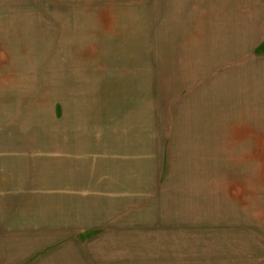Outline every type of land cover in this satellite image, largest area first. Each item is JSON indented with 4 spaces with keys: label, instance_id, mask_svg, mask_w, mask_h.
<instances>
[{
    "label": "crops",
    "instance_id": "crops-1",
    "mask_svg": "<svg viewBox=\"0 0 264 264\" xmlns=\"http://www.w3.org/2000/svg\"><path fill=\"white\" fill-rule=\"evenodd\" d=\"M148 12L143 107L86 94L76 105L98 121L0 139V264H176L183 242L190 264H264V0H146ZM218 212L231 229L195 233ZM184 225L187 238L159 229Z\"/></svg>",
    "mask_w": 264,
    "mask_h": 264
},
{
    "label": "rangeland",
    "instance_id": "rangeland-1",
    "mask_svg": "<svg viewBox=\"0 0 264 264\" xmlns=\"http://www.w3.org/2000/svg\"><path fill=\"white\" fill-rule=\"evenodd\" d=\"M149 16L146 0H0V139L35 137L41 132L36 129L45 130L53 118L65 123L84 122L83 116L98 121V112L86 109L84 114L76 105L87 101L86 94L90 101H98V94L122 95L126 99L120 108L129 109L132 102L137 110L143 107L150 86L145 44L157 41L155 21ZM117 75L119 82L110 83ZM56 104L63 114H55ZM221 215L210 221L213 226H199L195 233L222 236L231 227L221 223ZM175 228L159 229L166 235L182 229L187 238L192 227ZM182 246L176 264H190L191 243ZM134 264L175 260L137 256ZM197 264L236 263L222 256L218 261L198 259Z\"/></svg>",
    "mask_w": 264,
    "mask_h": 264
}]
</instances>
